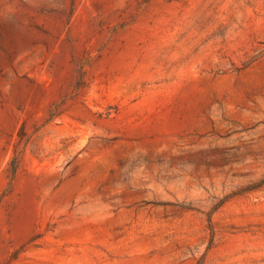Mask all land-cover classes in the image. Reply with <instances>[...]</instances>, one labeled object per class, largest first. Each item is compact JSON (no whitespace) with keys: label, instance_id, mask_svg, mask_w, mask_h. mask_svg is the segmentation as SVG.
<instances>
[{"label":"rangeland","instance_id":"obj_1","mask_svg":"<svg viewBox=\"0 0 264 264\" xmlns=\"http://www.w3.org/2000/svg\"><path fill=\"white\" fill-rule=\"evenodd\" d=\"M262 179L264 0H0V264H264Z\"/></svg>","mask_w":264,"mask_h":264},{"label":"trees","instance_id":"obj_2","mask_svg":"<svg viewBox=\"0 0 264 264\" xmlns=\"http://www.w3.org/2000/svg\"><path fill=\"white\" fill-rule=\"evenodd\" d=\"M12 168H11V171H12V173L14 174L15 173V171H16V167H15V165H14V161H12ZM262 185H264V179H262V180H260L254 187H252V188H257V187H260V186H262Z\"/></svg>","mask_w":264,"mask_h":264}]
</instances>
